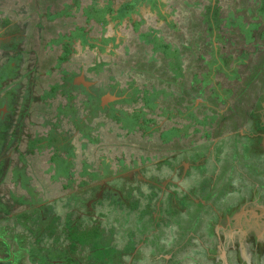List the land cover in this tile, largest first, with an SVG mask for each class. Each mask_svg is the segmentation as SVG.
Instances as JSON below:
<instances>
[{"label":"rangeland","instance_id":"obj_1","mask_svg":"<svg viewBox=\"0 0 264 264\" xmlns=\"http://www.w3.org/2000/svg\"><path fill=\"white\" fill-rule=\"evenodd\" d=\"M76 1L0 0V98L10 97L9 114L0 120V264H224L205 249L220 245L217 226L224 220L212 226L222 212L219 200L234 198L231 212L244 202L239 193L252 200L245 197L244 209L264 202V0H150L155 9L137 5L118 20L112 19L116 0H97L100 15L89 20L74 9ZM214 6L226 32L221 43L207 31V7ZM228 15L242 17L247 29L259 24L249 30L250 42L238 27L225 26ZM154 42L170 45L167 56ZM175 52L181 77L170 73ZM232 69L237 74L230 79ZM204 76L231 97L218 103L199 95L192 82ZM79 77L89 83L87 92L103 81L122 96L92 111L83 108L80 88L65 95L70 98L59 88L51 94L65 79L81 86ZM153 92L157 105L144 107ZM67 103L74 114L62 111ZM107 109L123 110L136 119L135 128L152 127L153 135L127 133ZM230 110H237L233 118ZM227 122L233 130L225 133ZM172 127L183 130L180 139L161 144V132ZM46 135L60 139L59 150L47 141L36 146ZM52 157L65 162L68 177L79 182L75 188L62 187L63 171L49 183ZM231 245L223 248L233 251ZM251 254L243 264H256ZM226 258L239 262L237 254Z\"/></svg>","mask_w":264,"mask_h":264},{"label":"trees","instance_id":"obj_2","mask_svg":"<svg viewBox=\"0 0 264 264\" xmlns=\"http://www.w3.org/2000/svg\"><path fill=\"white\" fill-rule=\"evenodd\" d=\"M96 1L97 0H89V3H86L87 5L86 6L83 5V7H82V0H78V1H76V3L73 4L74 5V9H76V11L82 10V14L84 12V14L87 15V17H86L87 19L86 20H89L90 16H92V15H97V16L100 15V10L95 5L96 4L95 3ZM113 4L115 5V8L112 11V14H113L112 19H114V20L121 19L122 17H126V16H128V15L136 12L135 11L136 10L135 7L137 5H140V8H142V9H150V11L156 8L155 4L152 3L150 0H148V1H146V0H116ZM72 8H73V6H72ZM72 8H71V10H72ZM207 9H208V11H210V13L212 15L211 23L208 24V26H210V27L207 29V31H210V30L213 31V32L215 31V34H213V37H214V39H215L216 42L221 43V40H223V41H225V40L220 35V34H223L224 31L220 30V28H219L220 27V23H219L220 20L217 18V16H218V9L215 6L213 8L210 7V9H209V7H207ZM67 14L70 15L69 13H67ZM235 20L236 19L233 18L232 15H228L225 18V26H227V27H238L241 30V32L243 33L244 41L250 42L251 41V38H250L251 37V34H250V31L249 30H252V31L256 30L257 27L259 26V24H252L251 27H253V29H247V26L244 23H242V17H237V20L236 21ZM140 22L144 23V19H142ZM207 22L209 23L210 22V19H207ZM135 25H136L135 26V30H137V26L139 24L138 23H135ZM254 26H255V28H254ZM77 31L84 33L83 32L84 31L83 29H79ZM146 33H149V31H147ZM224 34H226V32ZM143 35L146 38V39H143L145 42H151V41H149L147 39L148 34H143ZM153 48H154V50H162V49H164L163 52L165 51L164 52V55H166L167 49H170V45L165 44V43L164 44H159V43L158 44H155V42H154ZM158 48H160V49H158ZM214 48H216V47H214ZM5 49H8V47H5ZM255 50L257 52L259 51L257 49H255ZM246 57L247 56L243 55V56H241V58L239 57L237 59L240 67H241V65H242V63H243V61L245 60ZM171 58H172V62L170 63V65H172L175 69L174 70H170V73L172 74V76H175V77L176 76H179V77H181L182 72L181 71L179 72V69L182 66L180 56H177V54L175 52L174 54H172ZM212 58H211V61H214L215 60L214 56H212ZM220 60H222V58H220ZM217 63H218L219 69H221V70H224L225 69V67L223 68V66H225L226 64L223 63V65H222V61L221 62L219 61ZM220 65H222V66H220ZM243 65H245V64H243ZM211 66H212V63L210 62V60L209 61H206L204 64H202V67L204 69H206V67L208 68V67H211ZM241 68H244V66L241 67ZM234 74L235 75L237 74L236 73V70H234V69H232L231 73H227V75H228V77L230 79L232 77H234ZM73 75H74L73 76L74 79L78 76L77 74L75 75V73ZM2 80H4V77L2 78ZM102 82L103 81L100 82V86H98L96 88H90L89 91L87 92V89L84 88V85L78 86V84H76L74 82V80L66 81V79H65L62 82V84H60V85H54V87L51 88V94L53 93L52 90L53 91H55V90L58 91L57 88H59L61 91H67L66 94L63 95L64 97L70 98V97L65 96V95L71 94V93H73L74 91H76L77 89L80 88V93H84L85 96H86L85 102L82 103L83 108L90 109L92 111L93 110H102V108H100V107H105L106 106V105H103V104H101L99 102V100L103 96L108 95V94L109 95H113V96L114 95H116V96H122L121 93H119V92L117 93V90H116L115 87H111L110 90L106 89L105 86H104L105 83H102ZM192 84L193 85H196V84L199 85V89H198V94L199 95H202L204 98H208V97L213 98L218 103H220L221 101H225V98H227V97H231L230 92L228 90L227 91H224V90L221 89V93L222 94L219 91L217 92L216 89H215V87H213V86L210 85V81H209L208 76H204L203 78L197 77V79L193 80ZM134 92H137V91L135 90ZM51 94H49V96ZM157 95H158L157 92H153V95L152 96H146V97H144L143 100H142L144 107H147L149 109L154 108L157 105L154 102L155 101V97ZM157 98H158V96L156 97V99ZM124 101H126V100L125 99H122L121 102H124ZM69 105L70 104L67 103V107H66L67 109L64 108L62 111L65 112V113H68L69 111H72L73 114H74V112L76 111V109L73 108V107H69ZM230 112H232V110H230ZM235 112H237V110ZM235 112H232L231 113L232 115H231L230 118H233L235 116V115L233 116V114ZM140 114H143V111ZM107 115H108V117H110V119L115 120L117 122H120L121 127L124 128V129H126L127 130V133L128 132L129 133L136 132V130H139L140 131V134H141V138H144V134L153 135V130L154 129L152 127L147 126L145 128V131L144 130L141 131V127L142 126H138L137 128H135L136 119L134 121H132L133 118L126 117L125 116V112L123 110H114L113 111L111 109H107ZM188 117L190 119L197 120V118H196V116H195L194 113L193 114L192 113L189 114ZM72 120L74 121V123L76 124V126H78V125L79 126L80 125L82 126L83 125V121L79 117H78V119H77V117H76V119L73 117ZM210 121L211 122L214 121V117H210ZM229 122L225 123V129H224L225 133L228 130H233V128L228 127ZM260 129H262V128H260ZM182 131H179L175 127H172V128L167 129L165 131H162L161 134H160L161 144L166 145L168 142L171 143L170 141H173L174 139H177L176 141L178 142V139H180V138H175V137L181 136L182 133H183ZM49 135H46L45 138L44 137H41L40 140H34V143H37V145L36 144L35 145L39 147L43 143V141H47L49 145H52L54 147L53 149L59 150V147L61 145L60 139L58 138V139L55 140V139H53ZM209 136L210 135L208 133H206V138H209ZM145 142L148 143L149 140H146ZM173 142H175V141H173ZM34 143L31 142V145H33ZM50 161H51L52 164L54 163V167L53 168H54V172H55L54 175L50 176V180H49V183L50 184H53L51 180H53L55 182L58 181L57 175H59L60 173L59 174H57V173L60 172V171L61 172L63 171L61 174H63L64 176H66V180L65 179L62 180V187L65 190H71L72 188H75L74 187L75 185L79 184V182H76L75 179L68 177V176H72V175H70V174L67 175L66 165H64V163H65L64 161H58V159H56L55 157H52L50 159ZM60 165L62 167H60ZM48 173H49V168L46 170L45 175H47ZM24 177L25 176L23 175V173L20 174V176H19V178L21 180H24ZM92 177H94L95 180L98 179V177H96L95 175L92 176ZM102 178H105V176H102ZM26 184H27V190L28 191H31V196H32L33 195V188L34 187L30 186L27 181H26ZM34 201L35 200H32V202H34ZM88 229H91V230L97 232V228L95 226L94 227L91 226ZM84 233L85 232H83V234ZM85 237L87 239H89V238L91 239L92 234L91 233H85Z\"/></svg>","mask_w":264,"mask_h":264},{"label":"crops","instance_id":"obj_3","mask_svg":"<svg viewBox=\"0 0 264 264\" xmlns=\"http://www.w3.org/2000/svg\"><path fill=\"white\" fill-rule=\"evenodd\" d=\"M235 197L239 198L240 201H244L242 206L237 209V212L230 211L232 206L231 203L234 198L231 199V197H221L219 200L223 204L220 206V210H222V212L218 214L216 219L217 221H215L214 224H210L215 227L219 221L224 220L223 222L218 223L217 226V235H220V245L218 246V243L215 242V245L210 249L207 250V248H205L207 257L214 256L215 258H219L222 256L226 259L224 264H228L230 262L227 261L226 256H230L233 253L238 256V264H243L242 261L247 260L248 262L249 255L251 254L246 248L251 247L253 249V253L251 255H254L255 262L258 264V261L262 259L261 254H263L262 251L264 250V202L263 200H260L259 203L254 202L253 205H249L246 209H244L243 205H245V197H247L248 202L252 200H250L249 196L242 193L235 195ZM214 211L217 212L216 207L214 208ZM251 211H253L252 214ZM249 217L250 219L248 220ZM243 218L246 219V222H243ZM203 224H207V222H204ZM247 224L249 225L246 226ZM206 226L207 225H204L205 228ZM170 238V236L166 237L163 241L167 244L169 243ZM205 242L207 243L211 241L206 239ZM228 242L232 243L231 247L233 251L225 250L223 248L228 244ZM203 243L204 242L201 241V244ZM255 244L259 246L258 250L255 249ZM238 245L242 246H239V248L235 250ZM188 255H190V253ZM170 257V255L164 254L165 259L167 258L169 260ZM183 258H186V256ZM198 263L200 264V262ZM195 264H197L196 261Z\"/></svg>","mask_w":264,"mask_h":264},{"label":"flooded vegetation","instance_id":"obj_4","mask_svg":"<svg viewBox=\"0 0 264 264\" xmlns=\"http://www.w3.org/2000/svg\"><path fill=\"white\" fill-rule=\"evenodd\" d=\"M11 61H13V60H11ZM12 63V62H11ZM90 86V85H89ZM88 87V86H87ZM4 98L6 99V100H4ZM9 101H10V97L9 96H6V95H3L1 98H0V120H1V122H3V121H5V119H6V116L5 115H7V114H9L8 112L10 111V107H9ZM4 107L6 108L5 110H4ZM12 110H13V103L11 104V112H12ZM5 112H7L6 114H5ZM2 117H4L3 119H2ZM0 122V123H1ZM3 247V246H2Z\"/></svg>","mask_w":264,"mask_h":264},{"label":"water","instance_id":"obj_5","mask_svg":"<svg viewBox=\"0 0 264 264\" xmlns=\"http://www.w3.org/2000/svg\"><path fill=\"white\" fill-rule=\"evenodd\" d=\"M76 82L77 83H79V84H82V85H84V86H89V83L88 82H86V81H84L81 77H79L78 79H76ZM114 100H116V97H114L113 95H105V96H103L100 100H99V102L101 103V104H103V105H105L106 103H108V102H110V101H114Z\"/></svg>","mask_w":264,"mask_h":264}]
</instances>
